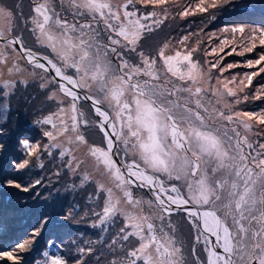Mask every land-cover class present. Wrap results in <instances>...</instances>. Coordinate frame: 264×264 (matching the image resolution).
<instances>
[{"label":"snow or ice","instance_id":"1","mask_svg":"<svg viewBox=\"0 0 264 264\" xmlns=\"http://www.w3.org/2000/svg\"><path fill=\"white\" fill-rule=\"evenodd\" d=\"M10 151L0 189L56 208L0 239L3 264L49 225L90 232L33 264H264V0H0Z\"/></svg>","mask_w":264,"mask_h":264},{"label":"trees","instance_id":"2","mask_svg":"<svg viewBox=\"0 0 264 264\" xmlns=\"http://www.w3.org/2000/svg\"><path fill=\"white\" fill-rule=\"evenodd\" d=\"M258 11L254 14H249L246 16H241L239 14H229L231 20L226 23L239 20H248L251 22H258ZM256 15V16H255ZM35 95L32 93L30 96ZM40 99L32 101V106L37 107ZM258 103V102H257ZM13 112L9 117V128H12L14 131L19 128L24 130L27 123L31 120V110L28 105L25 103L21 105L20 102H17L16 98L13 97L12 100ZM23 124V126H22ZM8 156H13V153L10 151ZM7 161V160H6ZM6 161L4 162V167L0 175L5 174ZM71 199V197H69ZM37 211L35 212L34 210ZM42 207L38 201H34L28 194L22 193L19 190L7 188L0 189V224L5 226L4 235L0 236V239L4 240H19L21 238H26V235H30L33 225H36L41 213ZM52 210L51 212H53ZM8 218V216H10ZM4 216V219H1ZM86 227V226H85ZM50 228L52 225H49V228L43 234V237L39 239L38 243L35 246V252H42L44 237L50 234ZM87 228V227H86ZM80 231L84 232L83 229ZM21 256L24 257L25 264H33L34 255L30 253H21ZM3 264V262H0Z\"/></svg>","mask_w":264,"mask_h":264},{"label":"rangeland","instance_id":"3","mask_svg":"<svg viewBox=\"0 0 264 264\" xmlns=\"http://www.w3.org/2000/svg\"><path fill=\"white\" fill-rule=\"evenodd\" d=\"M230 20H231L230 15L229 14H225L221 18L220 23L223 24V23L229 22ZM165 31H167V29ZM252 55L253 54H248V56H252ZM228 59L229 60H232V59L239 60V59H242V58H239V57H231V58H228ZM237 71H239V70H237ZM32 93H34L33 92V89L32 88H29L27 90V92L24 93V96H30ZM17 95L19 96L20 93H17ZM19 102L21 103V105H23L25 103L23 99H21ZM40 102L38 103V106L36 108H38L40 106ZM13 155H14V153H13ZM10 158H12V156L9 157L8 154H6L5 157H4V159L2 161H0V173L3 170L4 162L6 160L10 159ZM9 172H10V169L6 168L4 175H7ZM38 202L40 203L41 207L43 208L42 209V213L43 212H49V213H51V211L56 208V205H54L51 201H38ZM34 211L36 212L37 209L34 210ZM9 217H11V215L8 216V218ZM1 219H4V216ZM76 227H79L80 230L83 229L84 230V233L86 235L89 234V232H90V230L88 228H86L85 226H70V227H59V226L54 227V226H52V228H50V234L48 236H45L44 237V241H42V243H43L42 248L45 249L46 244H47V241L50 240V239H52L54 236L55 237H59L61 239H64L65 240V243H67V239H65V237L67 236L68 233H70ZM70 238L71 237H68V239H70ZM40 241H41V239H40ZM31 253L34 255L33 257L40 258V257L36 256V252L35 251H33Z\"/></svg>","mask_w":264,"mask_h":264},{"label":"clouds","instance_id":"4","mask_svg":"<svg viewBox=\"0 0 264 264\" xmlns=\"http://www.w3.org/2000/svg\"><path fill=\"white\" fill-rule=\"evenodd\" d=\"M22 126H23V124H22Z\"/></svg>","mask_w":264,"mask_h":264}]
</instances>
